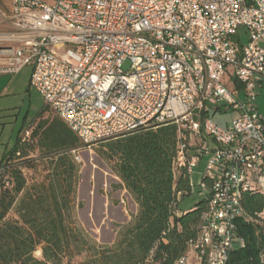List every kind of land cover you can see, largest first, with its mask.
<instances>
[{
    "label": "built area",
    "instance_id": "obj_1",
    "mask_svg": "<svg viewBox=\"0 0 264 264\" xmlns=\"http://www.w3.org/2000/svg\"><path fill=\"white\" fill-rule=\"evenodd\" d=\"M25 66L84 148L177 124L176 166L191 178L203 157L208 162L199 180L207 200L199 234L176 264H189L191 255L198 264H232L237 244L245 245L237 224L243 195H264L257 106L264 0H0V75ZM228 110L239 115L225 126L214 122V113ZM73 154L83 161L80 150ZM7 169L0 166V180Z\"/></svg>",
    "mask_w": 264,
    "mask_h": 264
},
{
    "label": "trees",
    "instance_id": "obj_2",
    "mask_svg": "<svg viewBox=\"0 0 264 264\" xmlns=\"http://www.w3.org/2000/svg\"><path fill=\"white\" fill-rule=\"evenodd\" d=\"M238 86H241L238 84ZM216 113L213 114V117ZM38 119L31 136L19 135L14 147L0 161L8 164L0 180V264H65L83 253L80 264H176L188 254L190 242L198 237L204 198L189 211L178 214L182 196L193 191L187 168L176 166L178 125L164 124L154 129L130 133L107 143L108 158L122 187L137 212L123 224L109 225L110 240L91 233L88 224L77 215L74 196L80 181V166L73 150L84 148L80 137L55 112L51 118ZM39 148L49 164V174L33 188H26L21 167L15 163ZM12 186H6L9 183ZM19 218L6 220L17 196ZM245 215L238 221V234L245 245L232 252V264H264L263 248L256 236L264 237V195L245 192L242 198ZM42 257L35 256L38 249Z\"/></svg>",
    "mask_w": 264,
    "mask_h": 264
},
{
    "label": "rangeland",
    "instance_id": "obj_3",
    "mask_svg": "<svg viewBox=\"0 0 264 264\" xmlns=\"http://www.w3.org/2000/svg\"><path fill=\"white\" fill-rule=\"evenodd\" d=\"M48 1L53 2V0ZM238 32L242 44L246 45L250 39L246 28L241 27ZM32 70V66H25L17 74L0 75V159L14 147L19 135L23 136L26 130H30L27 139L31 136L42 114L43 118H51L55 115L52 109L47 108L43 96L32 87ZM228 84L232 87L231 83ZM257 106L259 111L264 113V89L258 92ZM238 115V111L228 110L224 113L218 112L213 120L225 126ZM107 142H98L90 148L81 149L83 161L78 162L80 181L73 198L76 212L74 216L78 224L81 222L76 216L77 210L90 227L91 233L102 236L104 240H110L112 237L109 225L113 220L124 222L136 211L134 201L125 192L117 175L110 169L114 160L108 158ZM207 162L208 156H205L194 167L191 181L195 188L191 193L181 197L180 209L189 211L206 197L199 186V180L201 173L206 169ZM15 165L23 170L27 189L42 182L50 172L47 158L38 147L28 157L17 160ZM6 186L11 187L12 183ZM22 196L23 193L17 196L16 203L8 212L6 220L19 218L17 203ZM35 256L42 257L40 248L35 252ZM86 257L87 254L83 253L72 258L70 263L65 259V264H80ZM189 264H198L192 255L189 257Z\"/></svg>",
    "mask_w": 264,
    "mask_h": 264
},
{
    "label": "crops",
    "instance_id": "obj_4",
    "mask_svg": "<svg viewBox=\"0 0 264 264\" xmlns=\"http://www.w3.org/2000/svg\"><path fill=\"white\" fill-rule=\"evenodd\" d=\"M33 87V86H32ZM47 108L48 109H50L48 106H47ZM211 143L214 145V143L211 141ZM8 152V151H7ZM6 152V153H7ZM5 153V154H6ZM5 154L2 156V158L0 159V161L4 158V156H5ZM201 162V161H200ZM125 190V189H124ZM125 192L127 193V191L125 190ZM128 194V193H127ZM129 195V194H128ZM182 199V198H181ZM180 199V202H179V204H178V207H177V212H178V214L180 215V214H182L183 212H184V210H182V209H180V203H181V200ZM135 206H136V211H135V213L137 212V205L135 204ZM129 218H127L124 222H123V224H125L126 222H128V221H130L131 220V218H132V216H128ZM237 246H238V244H237Z\"/></svg>",
    "mask_w": 264,
    "mask_h": 264
}]
</instances>
